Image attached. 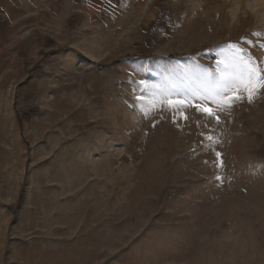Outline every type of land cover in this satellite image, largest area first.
Returning <instances> with one entry per match:
<instances>
[{
    "label": "rangeland",
    "instance_id": "obj_1",
    "mask_svg": "<svg viewBox=\"0 0 264 264\" xmlns=\"http://www.w3.org/2000/svg\"><path fill=\"white\" fill-rule=\"evenodd\" d=\"M227 43L264 63V0H0V264H264V90L214 151L134 99Z\"/></svg>",
    "mask_w": 264,
    "mask_h": 264
},
{
    "label": "snow or ice",
    "instance_id": "obj_2",
    "mask_svg": "<svg viewBox=\"0 0 264 264\" xmlns=\"http://www.w3.org/2000/svg\"><path fill=\"white\" fill-rule=\"evenodd\" d=\"M259 35L258 32L254 33ZM244 40L245 38H241ZM247 44H253L252 40H247ZM264 48V44H260ZM214 66H205L201 70L202 88L201 90L190 89L185 92H179L175 89L163 88L161 85H151L141 79L138 81V88L141 93L147 92L148 97L143 95L134 97L135 100L144 103L147 99L149 102L144 108V114L156 108L158 105H165L173 111L180 112L188 107H195V110L203 117V123L197 121L198 127H203L207 131H201V146L212 147L220 143L219 136L215 134L214 127L221 123V114L231 110L233 105L241 102L247 93V101L252 103L257 94L264 90V63L258 64L256 59L248 54L243 46L237 43H227L220 46V51ZM155 89V91H154ZM137 91V89H133ZM184 96L185 99L175 97ZM200 100L203 103L192 104V101ZM182 114V113H181ZM183 119L189 117L184 115ZM175 120V117H174ZM214 121L215 125L209 127ZM214 151L215 148L212 147ZM221 156L216 152V157ZM222 161L217 166L222 165ZM217 181L222 177L216 176Z\"/></svg>",
    "mask_w": 264,
    "mask_h": 264
},
{
    "label": "trees",
    "instance_id": "obj_3",
    "mask_svg": "<svg viewBox=\"0 0 264 264\" xmlns=\"http://www.w3.org/2000/svg\"><path fill=\"white\" fill-rule=\"evenodd\" d=\"M33 112H34V110H30V111L26 112L24 115L27 117V116L31 115V113H33Z\"/></svg>",
    "mask_w": 264,
    "mask_h": 264
}]
</instances>
